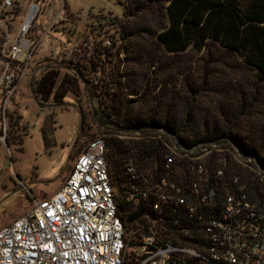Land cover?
Here are the masks:
<instances>
[{
	"label": "built area",
	"instance_id": "obj_1",
	"mask_svg": "<svg viewBox=\"0 0 264 264\" xmlns=\"http://www.w3.org/2000/svg\"><path fill=\"white\" fill-rule=\"evenodd\" d=\"M22 4L0 0L5 131L8 105L20 85L26 81L47 102L37 91L39 83L63 65L58 62H66L39 64L36 52L45 35H38L35 27L42 1L31 0L23 19L15 23ZM73 22L63 1L47 33ZM114 40L110 37L105 47L112 48ZM159 129L163 164L140 168L129 157L128 178L119 193L105 136L89 142L56 192L42 199L33 196L30 209L0 229V264H126L128 256L133 264H264V191L261 196L252 192L236 170V165L249 170L264 183L260 159L226 137L200 140L190 135L182 141ZM135 134L141 138L140 132ZM117 194L131 212L121 213ZM132 212L137 216L127 229Z\"/></svg>",
	"mask_w": 264,
	"mask_h": 264
},
{
	"label": "trees",
	"instance_id": "obj_2",
	"mask_svg": "<svg viewBox=\"0 0 264 264\" xmlns=\"http://www.w3.org/2000/svg\"><path fill=\"white\" fill-rule=\"evenodd\" d=\"M120 3L127 22L123 34L120 33V38L113 41V47H105L108 50L104 52L107 61L114 56L109 50L112 51L124 39L132 47L129 49L125 45L126 59L132 50V57L140 64L144 61L153 75L158 73L153 66L165 70L168 64H174L171 56L182 55L189 48L201 54L198 59L203 64V72L196 80L189 78L190 70L183 72L181 75L189 86L181 94L176 90L179 79L172 76L166 78L162 85L160 82L155 84L149 75L151 81L148 78L144 85L133 80L126 82L120 77L123 73L118 78L113 77V81H107L108 91L113 94L109 99V109L99 103L103 108L100 120L104 132L109 134L105 137L108 140L107 161L116 187H121L128 178L126 165L131 156L140 168L163 164L165 149L157 140L161 133L159 128L188 141L187 133L191 126H198L196 121L200 119L210 125L202 130L197 128V132L202 134L196 138L226 137L241 145L247 153L256 155L264 165V0H121ZM149 12L157 17L155 27L146 21ZM149 37L157 46L153 52L143 55L140 45L149 41ZM121 47L118 46L116 51ZM117 54L118 61L123 63L122 53ZM163 57H166L167 64ZM80 67L84 82L89 84L90 75ZM99 70L93 63L89 73ZM239 71L254 76V83L249 84L251 89L230 78ZM78 80L77 73L62 75L58 69H53L40 81L37 91L45 101L54 99L61 102L69 92H76ZM195 87L207 92L200 94ZM141 89L142 93L137 96ZM209 94L218 97L211 101L200 100L201 106L212 113L216 105L215 114L199 118L195 111L196 101L198 97L202 99L203 95ZM140 100L148 105L147 111L144 109L142 113L133 109ZM208 102L210 105L206 107ZM137 132L141 133L140 139L136 138ZM236 170L252 192L261 196L264 191L261 179L237 165ZM119 207L121 213L130 211V204L125 200L119 203ZM135 216L136 212L130 213L125 224L127 229Z\"/></svg>",
	"mask_w": 264,
	"mask_h": 264
},
{
	"label": "rangeland",
	"instance_id": "obj_3",
	"mask_svg": "<svg viewBox=\"0 0 264 264\" xmlns=\"http://www.w3.org/2000/svg\"><path fill=\"white\" fill-rule=\"evenodd\" d=\"M21 1L23 9L16 16L15 23L23 19L31 2V0ZM41 1L42 12L36 20L35 31L38 35H45V39L36 52L37 61L39 64L47 60L61 62L65 60L72 65L79 63V66L90 75L88 78L90 81L86 84L78 75L76 92H69L61 102H56L54 99L47 102L40 101L36 97L35 90L31 92L26 81L23 82L14 100L8 105L6 131L1 129L3 98L0 97V137L5 141L0 140V229L28 211L33 196L42 199L56 192L72 169L79 152L92 140L109 135L104 132L100 120L102 118L100 111L103 108L99 107V103L102 106L106 105L108 109L110 107L109 99L113 93L108 91L107 81H113V77L118 78L119 74L123 73L120 77L126 82L133 80L144 85L150 76L155 84L160 82L162 85L166 78L172 76L173 79H179L176 90L181 94L189 86L181 74L190 70L189 78L196 80L200 79V74L203 72V64L198 59L201 54L189 48L182 52V55L171 56L174 58V64L172 66L168 64L165 70L153 66L152 68L158 70V73L153 75L151 69L145 67L143 60H141L143 64H140L132 57V50L128 54V60L126 59V47L128 46L129 49L132 47L130 44L127 45L124 39L123 42H118L115 50H109L116 61L114 56H111V61H107L104 52L107 53L108 50L105 45H108L110 37L120 38L127 22L121 0ZM63 1L68 14L74 17V22L69 25L58 24L54 31L47 33L52 15L60 8ZM145 18L152 26H156L157 17L153 12H149ZM118 46H122L120 51H116ZM156 46L149 37V41L142 42L140 49L143 55H148L147 52H153ZM72 49L75 53L71 55ZM117 52L122 53L120 57L124 60L123 63L118 61ZM163 60L168 63L166 57H163ZM93 63L100 70L89 73V70L93 69ZM57 69L62 75L75 74L68 65H60ZM230 78L237 79L247 89H251L249 84L254 83V76L244 71H239L236 76ZM195 88L200 94L207 92L200 87ZM142 89L137 96L142 93ZM155 92H158V88ZM217 97L215 94L203 95L202 99L198 97L195 109L198 112L197 117L204 118L215 114L216 105L210 113V110L202 108L200 100L211 101ZM209 105L208 102L206 107ZM133 109L142 113L144 109L147 111L148 105L140 100ZM201 120L196 121L198 126H191V130L187 133L189 137L190 135L199 137L201 132L197 131L210 125ZM117 136L125 137L122 134ZM119 190L118 188L117 193ZM117 196L118 203L124 200L122 195L117 194ZM133 262V256H128L126 264Z\"/></svg>",
	"mask_w": 264,
	"mask_h": 264
},
{
	"label": "water",
	"instance_id": "obj_4",
	"mask_svg": "<svg viewBox=\"0 0 264 264\" xmlns=\"http://www.w3.org/2000/svg\"><path fill=\"white\" fill-rule=\"evenodd\" d=\"M58 64H64V65H68V66H70V67L72 68V70H73L75 73H77L81 79H83V76H82L80 70L77 69V68H76L74 65H72L70 62H64V63H59V62H58Z\"/></svg>",
	"mask_w": 264,
	"mask_h": 264
}]
</instances>
